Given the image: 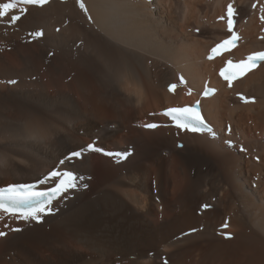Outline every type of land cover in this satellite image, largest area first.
<instances>
[{
	"label": "bare ground",
	"instance_id": "obj_1",
	"mask_svg": "<svg viewBox=\"0 0 264 264\" xmlns=\"http://www.w3.org/2000/svg\"><path fill=\"white\" fill-rule=\"evenodd\" d=\"M21 2L0 18V188L64 168L84 179L39 223L0 211V264H264V65L228 90L216 77L223 60H205L228 35L229 4L244 38L237 59L264 50V0ZM207 80L219 88L204 101L214 132L161 115L192 104ZM96 138L131 154L59 164Z\"/></svg>",
	"mask_w": 264,
	"mask_h": 264
},
{
	"label": "snow or ice",
	"instance_id": "obj_2",
	"mask_svg": "<svg viewBox=\"0 0 264 264\" xmlns=\"http://www.w3.org/2000/svg\"><path fill=\"white\" fill-rule=\"evenodd\" d=\"M17 2H20V0L4 3L2 7H0V18L8 16L9 11L16 8ZM22 2L27 5H36L43 7L49 2V0H22ZM80 7L84 9V5L82 2L80 3ZM84 10L85 12L87 11L86 9ZM234 12L235 9L231 4H229L227 15V30L229 33H231V36L213 47L211 49V52L213 54L220 53L222 50L230 51L232 48L237 46L239 36L233 30ZM19 19V15H12L10 17V22L14 23ZM220 19L223 20L224 17H221ZM262 19H264V17H262ZM57 31H59V29H57ZM30 35L39 38L43 35V32H33ZM261 62H264V52H257L247 56L246 61H240L235 65V67L240 71H246L257 67ZM228 65L229 67H231L232 61H228ZM227 70L228 69L225 68L221 71L220 74L221 76H224L226 80H228L229 86L231 87V80H229L228 77L225 76V72ZM180 81L181 83H184L183 77H180ZM8 83L15 84L16 81L12 80L8 81ZM177 87V84H171L169 86V91H174ZM211 92H214V90L206 88L203 95L207 97ZM199 106L200 101L198 100L196 101L195 105L167 108L162 113V115L173 121L174 126L180 130L189 132H203L204 130H207L208 132H212V129L209 127L208 123L202 118L199 111ZM159 126L160 125L156 123H148L145 125L147 129H156ZM229 144L231 146V142H229ZM243 150L244 149L241 148V151ZM86 151L102 153L106 156H116L122 159H126L131 154L129 152H107L102 147H98L96 143L93 142L88 144L86 148H81L78 151H72L68 153L64 156L63 159L59 161V164L65 165L67 163L71 165L73 163V158L80 159ZM117 162H119V160ZM83 179V176H78L70 168H64L62 170H52L39 181V184L53 185L47 190H37L36 183L27 182L16 183L5 188H0V211L15 215L18 219H21L25 222L35 221L39 223L44 215L55 213L56 209L52 206L53 202L55 200H59L70 189H78L80 185L77 183V181H82ZM83 187H87V185H83ZM201 208L209 209L211 208V205L203 204L201 205ZM223 226L227 227V224H224ZM13 231H20V229H13ZM192 231H195V229H193ZM4 235L6 234L0 232V236Z\"/></svg>",
	"mask_w": 264,
	"mask_h": 264
},
{
	"label": "rangeland",
	"instance_id": "obj_3",
	"mask_svg": "<svg viewBox=\"0 0 264 264\" xmlns=\"http://www.w3.org/2000/svg\"><path fill=\"white\" fill-rule=\"evenodd\" d=\"M250 124H252V122H250ZM98 132V131H97ZM96 135H98V134H96ZM129 150V149H128ZM252 186H254V184L252 185ZM254 189H256V188H254ZM152 253H154V252H152ZM152 253H151V255H152ZM150 255V256H151ZM152 258V257H151ZM117 260V259H116ZM163 260V259H162ZM119 262H117L116 264H118ZM121 263V262H120ZM161 263H163V262H161Z\"/></svg>",
	"mask_w": 264,
	"mask_h": 264
}]
</instances>
